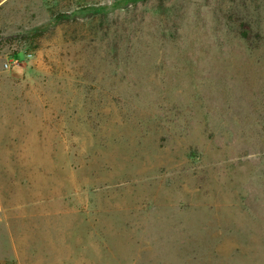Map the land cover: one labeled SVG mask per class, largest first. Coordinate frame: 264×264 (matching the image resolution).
I'll use <instances>...</instances> for the list:
<instances>
[{"label":"rangeland","instance_id":"1","mask_svg":"<svg viewBox=\"0 0 264 264\" xmlns=\"http://www.w3.org/2000/svg\"><path fill=\"white\" fill-rule=\"evenodd\" d=\"M19 112L53 192L0 209V264H264V0H0L14 145Z\"/></svg>","mask_w":264,"mask_h":264},{"label":"crops","instance_id":"2","mask_svg":"<svg viewBox=\"0 0 264 264\" xmlns=\"http://www.w3.org/2000/svg\"><path fill=\"white\" fill-rule=\"evenodd\" d=\"M8 71L10 74L16 75L15 77H12L13 79L21 80L24 74V67L15 64L9 67ZM13 117L18 118V120H12L11 125H14L16 128L18 127L20 130V144L14 145L11 143L10 137L9 142H7V139L3 140V136H0V152L2 151L0 153V209L4 207V213L7 215L15 214L12 205H14L19 195H26V198H28L30 196V191L33 192L36 190L40 192L39 197H47L48 192H50V194L53 192L52 186L48 184L47 179L48 176H52L48 167L54 162V159L52 155L48 156L46 154L49 144L45 143L44 139L39 137L37 129H34L35 125L38 124L37 121L32 120L29 113L19 112ZM7 125H9V123H7ZM32 127L34 131H32ZM6 142L9 143L10 149H14V154L10 153V156L4 155L8 146L7 144L4 145ZM36 142L40 145L43 155L38 170L39 175L44 177L43 183L40 187H38L39 185H36L35 187L30 183L32 179L31 177H33L32 174H35L36 170L31 168L33 165L28 151L36 145ZM17 150L19 151L18 160L15 161L12 157H15V152Z\"/></svg>","mask_w":264,"mask_h":264},{"label":"built area","instance_id":"3","mask_svg":"<svg viewBox=\"0 0 264 264\" xmlns=\"http://www.w3.org/2000/svg\"><path fill=\"white\" fill-rule=\"evenodd\" d=\"M5 67H8L9 68V64H5Z\"/></svg>","mask_w":264,"mask_h":264}]
</instances>
